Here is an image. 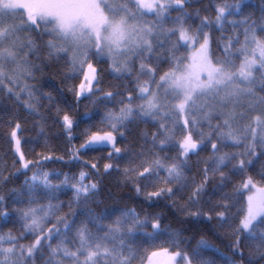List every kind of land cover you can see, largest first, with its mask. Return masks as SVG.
I'll list each match as a JSON object with an SVG mask.
<instances>
[{"label": "snow or ice", "instance_id": "obj_1", "mask_svg": "<svg viewBox=\"0 0 264 264\" xmlns=\"http://www.w3.org/2000/svg\"><path fill=\"white\" fill-rule=\"evenodd\" d=\"M0 152V264H264V0H0Z\"/></svg>", "mask_w": 264, "mask_h": 264}, {"label": "trees", "instance_id": "obj_2", "mask_svg": "<svg viewBox=\"0 0 264 264\" xmlns=\"http://www.w3.org/2000/svg\"><path fill=\"white\" fill-rule=\"evenodd\" d=\"M205 2H207V0H205ZM254 2H256V0H254ZM109 79H110V78H109ZM58 82H59V81H58V79H57V80H56V83H58ZM85 103H88V102L85 101V102H83V103L81 104V110H83V104H85ZM23 135L26 136V137L31 138V137H34V136L36 135V132L30 130V131H27V132L23 133ZM39 150H40V149L38 148L37 151H39ZM2 155H3V153L0 152V156H2ZM9 163H10V158H9ZM47 167H49V168H62L63 166L60 165V164H54V165H48ZM64 170L67 171L66 168H65ZM22 179H23V177H21V180H22ZM13 186H16V185H12V184H10L8 187L11 188V187H13ZM4 191H6V189H5ZM113 191H115V189H113ZM101 196H102V198H103L104 194L102 193ZM61 199H67V197H63V196H62ZM104 206H108V207L111 208V207H115L116 204H115V202L112 201V200L104 199V204H102L101 207H104ZM0 223H2V222H0ZM9 226H10V225H9ZM217 243H219V241H217Z\"/></svg>", "mask_w": 264, "mask_h": 264}]
</instances>
